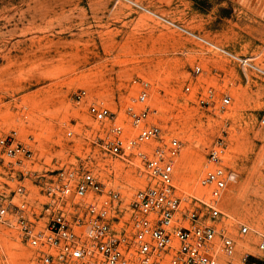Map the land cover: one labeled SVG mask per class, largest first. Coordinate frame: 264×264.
Masks as SVG:
<instances>
[{
    "label": "rangeland",
    "instance_id": "rangeland-1",
    "mask_svg": "<svg viewBox=\"0 0 264 264\" xmlns=\"http://www.w3.org/2000/svg\"><path fill=\"white\" fill-rule=\"evenodd\" d=\"M150 11L243 55L264 68V0H134ZM198 64L196 77L192 67ZM153 116L181 144L175 185L200 195L206 151L223 140L224 164L236 173L220 201L235 223L264 232V80L242 72L149 14L113 0H0V135L15 130L34 151L35 169H55L89 158L109 187L133 191L140 179L119 161L94 155L98 128L72 95L119 113L141 85ZM190 91L185 92V85ZM212 87L230 96L223 110L199 102ZM73 136L67 137L66 131ZM0 166V190L32 180ZM233 232V231H232ZM255 242L256 235H252ZM255 252V249H251ZM30 251L0 226V264H30Z\"/></svg>",
    "mask_w": 264,
    "mask_h": 264
},
{
    "label": "built area",
    "instance_id": "built-area-1",
    "mask_svg": "<svg viewBox=\"0 0 264 264\" xmlns=\"http://www.w3.org/2000/svg\"><path fill=\"white\" fill-rule=\"evenodd\" d=\"M149 14L156 21L196 41L234 64L244 76L264 80L256 56L235 53L180 23L154 13L134 0H113ZM261 21L264 23V8ZM201 67L195 64L196 77ZM190 91V84L185 85ZM199 102L223 110L230 96L212 87L198 93ZM97 123L94 155L119 161L140 179L130 190L109 187L89 158L55 169H35L34 151L15 130L0 135V166L32 180L31 195L23 184L0 190V226L30 251V264H264V232L257 233L222 211L220 201L235 182L224 164L227 144L207 148L199 196H183L175 185L181 144L154 119L145 84L126 105L122 117L89 101L84 89L72 95ZM264 127V111L258 119ZM72 137V131H66ZM233 231V232H232ZM252 235H256L255 242ZM254 248L255 252L251 249Z\"/></svg>",
    "mask_w": 264,
    "mask_h": 264
},
{
    "label": "bare ground",
    "instance_id": "bare-ground-1",
    "mask_svg": "<svg viewBox=\"0 0 264 264\" xmlns=\"http://www.w3.org/2000/svg\"><path fill=\"white\" fill-rule=\"evenodd\" d=\"M199 188H200V187H199ZM178 190H179V189H178ZM200 190H201V192H200V193H202V191H203V190H202V188H200ZM179 192H180V191H179ZM180 193H181V192H180Z\"/></svg>",
    "mask_w": 264,
    "mask_h": 264
}]
</instances>
